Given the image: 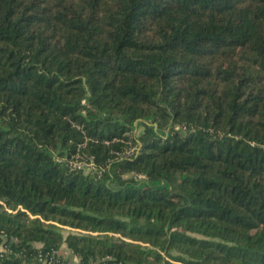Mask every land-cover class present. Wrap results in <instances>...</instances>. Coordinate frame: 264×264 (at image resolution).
<instances>
[{
    "label": "trees",
    "instance_id": "trees-1",
    "mask_svg": "<svg viewBox=\"0 0 264 264\" xmlns=\"http://www.w3.org/2000/svg\"><path fill=\"white\" fill-rule=\"evenodd\" d=\"M0 246L264 264V0H0Z\"/></svg>",
    "mask_w": 264,
    "mask_h": 264
},
{
    "label": "rangeland",
    "instance_id": "rangeland-1",
    "mask_svg": "<svg viewBox=\"0 0 264 264\" xmlns=\"http://www.w3.org/2000/svg\"><path fill=\"white\" fill-rule=\"evenodd\" d=\"M70 232H71L70 229H67V228L63 229V233H64V235H67V234H69ZM74 232L76 233V231H74ZM74 232H72V233H74ZM65 247H66V246H64V248H63V252H64L65 255H67V252L65 251ZM66 249H67V248H66ZM67 251H69V250H67ZM71 263H72V264H78V262L75 260V258H72V257H71Z\"/></svg>",
    "mask_w": 264,
    "mask_h": 264
},
{
    "label": "crops",
    "instance_id": "crops-1",
    "mask_svg": "<svg viewBox=\"0 0 264 264\" xmlns=\"http://www.w3.org/2000/svg\"><path fill=\"white\" fill-rule=\"evenodd\" d=\"M2 250V247L0 246V251ZM68 249H66V247H65V251L67 252V255L68 256H70V257H72V258H75V257H73V256H71V253H70V251H67ZM75 260L78 262V260L75 258Z\"/></svg>",
    "mask_w": 264,
    "mask_h": 264
},
{
    "label": "built area",
    "instance_id": "built-area-1",
    "mask_svg": "<svg viewBox=\"0 0 264 264\" xmlns=\"http://www.w3.org/2000/svg\"><path fill=\"white\" fill-rule=\"evenodd\" d=\"M40 261L43 263V264H47V258L46 257H40Z\"/></svg>",
    "mask_w": 264,
    "mask_h": 264
}]
</instances>
